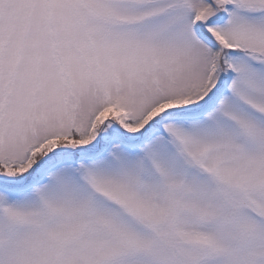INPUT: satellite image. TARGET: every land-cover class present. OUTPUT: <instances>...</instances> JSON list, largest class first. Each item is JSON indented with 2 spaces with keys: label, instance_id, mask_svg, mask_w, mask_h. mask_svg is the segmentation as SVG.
Returning <instances> with one entry per match:
<instances>
[{
  "label": "snow or ice",
  "instance_id": "1",
  "mask_svg": "<svg viewBox=\"0 0 264 264\" xmlns=\"http://www.w3.org/2000/svg\"><path fill=\"white\" fill-rule=\"evenodd\" d=\"M0 264H264V0H0Z\"/></svg>",
  "mask_w": 264,
  "mask_h": 264
}]
</instances>
